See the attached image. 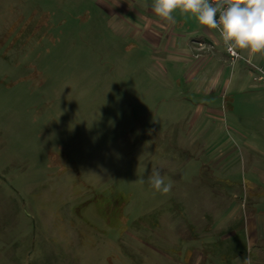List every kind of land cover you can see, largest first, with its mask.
I'll list each match as a JSON object with an SVG mask.
<instances>
[{
	"label": "rangeland",
	"instance_id": "rangeland-1",
	"mask_svg": "<svg viewBox=\"0 0 264 264\" xmlns=\"http://www.w3.org/2000/svg\"><path fill=\"white\" fill-rule=\"evenodd\" d=\"M98 1L0 0V264H157L188 244L203 253L251 211L250 96H197L185 80L187 42L200 48L207 28L162 21L187 36L174 49L167 28ZM135 1L157 18L151 0ZM225 66L226 78L255 73ZM153 169L169 193L150 186Z\"/></svg>",
	"mask_w": 264,
	"mask_h": 264
},
{
	"label": "crops",
	"instance_id": "crops-1",
	"mask_svg": "<svg viewBox=\"0 0 264 264\" xmlns=\"http://www.w3.org/2000/svg\"><path fill=\"white\" fill-rule=\"evenodd\" d=\"M98 2L105 6L114 17L122 18L127 15H133L141 18V20L147 19L151 21L149 25L152 24V26L157 28H167L169 35L168 47L179 49L182 47L181 43L186 42V34L178 35L174 32L169 34L171 32L169 26L166 27L162 24L163 22L158 16L155 20H149L143 16L133 7L136 5L135 0H99ZM150 35L161 44L163 35L154 32ZM194 43V41L187 42V45L184 43L186 48H188L186 53L187 60L184 65L187 69L185 80L191 93L197 96L211 97L213 93L223 86V91L224 89L225 91H233L237 87L240 89L239 94H248V97L250 96L251 140H244L242 149L245 153L242 154L241 157L243 159L241 161L248 166L251 173V188H248L247 192L243 190L245 197L251 198V211L249 216L244 217L245 219L242 222H235L234 225L232 224L225 231V227H221L223 236H219L215 242L212 241L207 244L202 241L201 243L207 248L203 253H193L191 244H188L189 246L185 249L183 255L178 254L175 258L169 253L162 254L158 258L157 264H193L194 261L195 264H245V260L248 261V264H264V84H258L259 81L252 70L246 69L244 71L240 67L235 69L236 72L233 71L232 79L226 78L227 67L225 64L229 63L230 55L227 51L226 54L220 53L217 48L213 47L214 44H221L217 43L215 35L208 29L204 30V37L199 42L200 48ZM249 59L253 60L252 58ZM222 60L224 63H222ZM234 65L233 69L235 68ZM258 65H264V56L258 61ZM246 72H248V76ZM205 112L208 113V117L211 119L215 110L207 106V109L204 110ZM213 123L208 122L201 126L197 125L196 120L194 127L196 129L202 127L203 133L207 135L212 133ZM233 162L236 161L233 160ZM234 164L226 163L227 166L229 165L226 168V174H229L231 171L230 167ZM224 166L225 164H223ZM236 186L240 187L239 185ZM158 252L161 254L160 250ZM181 257H183L182 261L179 260Z\"/></svg>",
	"mask_w": 264,
	"mask_h": 264
},
{
	"label": "clouds",
	"instance_id": "clouds-1",
	"mask_svg": "<svg viewBox=\"0 0 264 264\" xmlns=\"http://www.w3.org/2000/svg\"><path fill=\"white\" fill-rule=\"evenodd\" d=\"M151 9L166 23L175 24L179 14L218 32L225 50L234 57L240 52L249 58L264 56V0H151ZM148 182L161 194L173 188L158 169L152 170Z\"/></svg>",
	"mask_w": 264,
	"mask_h": 264
},
{
	"label": "built area",
	"instance_id": "built-area-1",
	"mask_svg": "<svg viewBox=\"0 0 264 264\" xmlns=\"http://www.w3.org/2000/svg\"><path fill=\"white\" fill-rule=\"evenodd\" d=\"M233 64H237L239 61L244 60L252 69H254L255 73L258 75L256 79L264 84V65H258L255 64L251 59L245 58L241 52L239 53L238 56L234 57L231 54H229Z\"/></svg>",
	"mask_w": 264,
	"mask_h": 264
}]
</instances>
